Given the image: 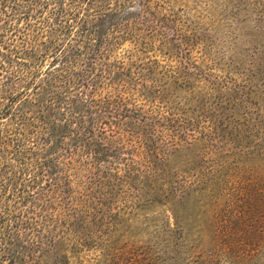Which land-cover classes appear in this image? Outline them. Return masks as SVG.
Listing matches in <instances>:
<instances>
[{"label":"trees","instance_id":"1","mask_svg":"<svg viewBox=\"0 0 264 264\" xmlns=\"http://www.w3.org/2000/svg\"><path fill=\"white\" fill-rule=\"evenodd\" d=\"M148 4L0 0V264H68L66 239L90 237L97 221L113 230L120 198L128 212L167 206L170 244L184 221L173 210L216 198V184L196 189L189 160L174 172L150 148L156 126L125 104L145 100L143 75L107 62Z\"/></svg>","mask_w":264,"mask_h":264},{"label":"rangeland","instance_id":"2","mask_svg":"<svg viewBox=\"0 0 264 264\" xmlns=\"http://www.w3.org/2000/svg\"><path fill=\"white\" fill-rule=\"evenodd\" d=\"M148 5L107 62L143 75L145 100L129 96L125 104L156 126L150 148L174 172L189 160L184 167L198 174L196 189L216 184L217 196L198 193L186 211L173 210L184 221L170 244L162 231L178 227L167 206L128 212L131 198H120L112 203L121 210L114 229L99 233L97 221L90 237L87 231L69 236L66 261L264 264V0Z\"/></svg>","mask_w":264,"mask_h":264}]
</instances>
